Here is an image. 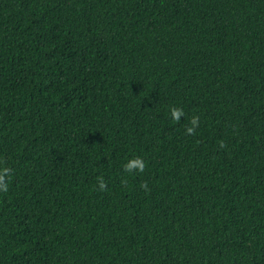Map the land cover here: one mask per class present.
Returning a JSON list of instances; mask_svg holds the SVG:
<instances>
[{
	"label": "trees",
	"instance_id": "1",
	"mask_svg": "<svg viewBox=\"0 0 264 264\" xmlns=\"http://www.w3.org/2000/svg\"><path fill=\"white\" fill-rule=\"evenodd\" d=\"M4 168L0 264H264V0H0Z\"/></svg>",
	"mask_w": 264,
	"mask_h": 264
},
{
	"label": "clouds",
	"instance_id": "2",
	"mask_svg": "<svg viewBox=\"0 0 264 264\" xmlns=\"http://www.w3.org/2000/svg\"><path fill=\"white\" fill-rule=\"evenodd\" d=\"M171 113L173 118L176 121H179L181 116L184 115V112L181 109L173 107L171 109ZM191 127L187 128V134L195 135V129L199 126V117H193L191 119ZM221 147H225L223 143H221ZM146 163L143 160V158L137 157L132 160H130L128 163L124 165V171L126 172H132L134 170H138L139 172L143 173L146 169ZM10 172V169L4 168L0 170V190L7 191V182L5 180L6 175ZM141 187L145 190H148L147 183H142ZM99 190L105 191L107 190V183L102 178H99Z\"/></svg>",
	"mask_w": 264,
	"mask_h": 264
}]
</instances>
